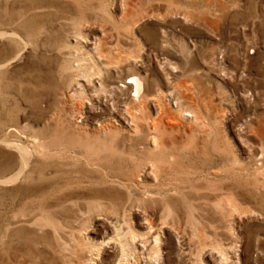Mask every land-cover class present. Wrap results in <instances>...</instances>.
<instances>
[{
  "label": "rangeland",
  "instance_id": "obj_1",
  "mask_svg": "<svg viewBox=\"0 0 264 264\" xmlns=\"http://www.w3.org/2000/svg\"><path fill=\"white\" fill-rule=\"evenodd\" d=\"M0 32V264H264V0H0ZM126 71L184 131L129 129Z\"/></svg>",
  "mask_w": 264,
  "mask_h": 264
},
{
  "label": "bare ground",
  "instance_id": "obj_2",
  "mask_svg": "<svg viewBox=\"0 0 264 264\" xmlns=\"http://www.w3.org/2000/svg\"><path fill=\"white\" fill-rule=\"evenodd\" d=\"M168 1L171 2V0H168ZM12 31L8 32L7 34L13 35L14 31L13 32ZM4 33L5 32H0V35L4 34ZM94 48H95V46H94ZM117 57L120 58L119 55ZM3 65H4L3 63H0V68L3 67ZM120 81H121V83H125L126 82L127 83L126 85L128 86V88L130 87L129 88V92H130V97H131V99L133 101V106L131 108L124 107L125 108L124 110H125V112L127 113L128 117H129V122L127 123V125L129 127V129L135 133V131L138 130L137 129L138 128V126H137V122H138L137 118L138 117L135 115L136 112H137V110H135V109L140 107V105L138 103H140V101L141 102H145V103L149 102L152 105L153 103H155L154 101H157L158 99H156L157 97H155L154 94L150 93L149 88L147 86L148 82L146 83L134 71H131V72H127L126 71V73L121 77ZM100 84H102V83H100ZM100 84L97 85V87L100 88ZM122 88H124V87H122ZM187 99L188 98L182 92H177L176 96L174 98V106H175L174 110L169 109V107H163L162 105H161L162 106L161 107L160 104H159L160 102H158L159 100L156 102L157 109L155 110V113H154L155 114V118H153L152 122H150L151 123V127L150 128H151V131L153 133L152 136L154 138V140L152 142L153 146H155V147H157L159 145L161 146L164 143L163 136L166 135V134L169 135V136H170V134H174L175 136H178L179 131L183 128L182 127V123L179 121V118H178V115H180V113L182 115H186V116H193V114H194V112L192 111L193 109L187 110L183 106V105H186L185 101ZM155 108H156V106H155ZM74 109H75V114L79 118H81L82 114H83V106L79 105L78 107H75ZM139 111H140V109H139ZM186 111H188L190 113H188ZM73 125L75 127H78L76 122H73ZM182 130L184 131V129H182ZM171 144H174L173 141H171ZM19 147L20 146L17 147L18 150H19V154H20L19 155V169L16 171V173L12 174L11 176H8L6 178L1 179L0 182H2V184L3 183H7V182L15 181L19 177V175L22 174V171L24 169H26L25 167L28 165V154H30V153H28L29 151L27 149H25L23 147H20V148Z\"/></svg>",
  "mask_w": 264,
  "mask_h": 264
}]
</instances>
